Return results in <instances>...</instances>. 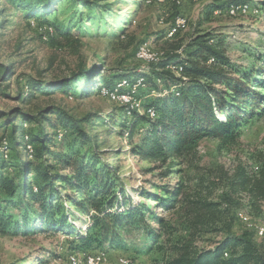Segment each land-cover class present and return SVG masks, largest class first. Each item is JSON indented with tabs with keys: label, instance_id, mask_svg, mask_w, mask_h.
Returning a JSON list of instances; mask_svg holds the SVG:
<instances>
[{
	"label": "trees",
	"instance_id": "16d2710c",
	"mask_svg": "<svg viewBox=\"0 0 264 264\" xmlns=\"http://www.w3.org/2000/svg\"><path fill=\"white\" fill-rule=\"evenodd\" d=\"M3 1L11 9L25 11L29 27L34 22L52 28L48 42L61 31L47 19L62 0ZM71 1L100 8V0ZM224 7L211 5L207 15ZM96 17L93 14L90 21ZM135 62L136 68L109 81L96 66L54 85L24 80V93L49 95L62 90L77 95L74 84L78 79L99 85L98 91L103 87L118 90L120 80L142 75L147 88L140 98L146 109H155L156 117L137 111L128 115L126 107L118 106L109 118L121 135L127 132L133 155L153 165L145 173L160 170L161 179L171 172L169 161L181 165L199 141L217 140L221 147L235 144L243 127L264 119V71L262 76L254 68L235 65L223 42L210 33L196 34L147 73L139 72L141 64ZM172 62L180 65L181 73L165 70ZM15 116L19 118L7 120L0 135V235L78 232L67 246L68 254L117 249L132 259L127 252L155 256L153 264H264V248L253 234L233 229L236 220L241 223L238 215H245L241 211L251 216L262 212L264 152L258 158L261 166L239 163L231 173L219 167L198 178L192 188L181 180L154 183L139 192L141 201L136 202L117 169L101 161L96 131L105 128L111 133L102 115L77 118L49 108L36 117L20 111L11 117ZM135 135L139 136L137 144L131 142ZM12 167L17 169L14 176L8 173ZM71 220L88 223V227L77 228Z\"/></svg>",
	"mask_w": 264,
	"mask_h": 264
},
{
	"label": "rangeland",
	"instance_id": "374dc122",
	"mask_svg": "<svg viewBox=\"0 0 264 264\" xmlns=\"http://www.w3.org/2000/svg\"><path fill=\"white\" fill-rule=\"evenodd\" d=\"M97 1L99 0H93V2ZM237 1H240V4H247L249 12L246 15L232 17L227 13V9L239 4ZM216 3L225 4V7L215 9L212 14L207 15L209 6ZM2 5L3 7H0V135L5 130L4 126L8 124L7 120L19 118L11 117L18 111L23 112L27 117H36L49 108L62 109L77 118L91 113L102 115L106 129L111 130V133H106L105 128L96 131L99 136L96 140L100 146L101 161L117 169L128 195L136 202L141 201L139 192L151 189L154 183L176 184L181 180L184 186L192 188L197 184L198 178L206 176L209 171L219 167H224L231 173L239 163L249 162L261 166L258 158L264 152V119L243 127L240 138L235 144L221 147L217 140L199 141L181 165L170 160L167 167L172 166L171 172L168 178L161 179L160 170L155 169L145 173L146 170L153 168V165L142 162L133 155L127 132L121 135V129L113 126L114 123L109 116L120 105L103 97L100 94L101 89L98 91L99 85L94 86L91 81L78 79L74 84L77 86V95L72 91L58 90L49 95L36 91L32 95L25 96L23 82L33 79L43 86L54 85L84 71L88 72L95 66L109 81L136 68L134 57L142 42L151 43L157 56L162 59L166 58L167 53L179 52L180 47L185 46L199 33H210L217 40H221L226 55L235 65L254 68L259 75H262L260 73L264 71L262 70L264 68V0H202L201 2L182 0L181 7L173 5L172 1L164 4V0H152L150 4H147L146 0H100V8L97 6L88 8L85 4L79 6L71 0H62L58 9L47 19L61 29L50 42L48 41L53 35L52 28L38 27L34 22H31L29 27V19L25 18L24 10L11 9L0 0V6ZM107 5L111 7L109 9L103 7ZM55 8L56 6L53 7ZM93 14L97 17L94 21H90ZM179 16H185L187 26L169 39L168 28ZM139 63L141 64L139 71L147 73L151 65ZM138 77L142 75L128 81L134 82L139 79ZM120 82L121 80L116 87ZM146 88L147 85L137 92L138 102L142 103V106L144 104L140 93ZM141 95L144 99L147 93ZM50 116L55 118L54 115ZM140 133L142 134L143 131ZM131 142L137 144L139 136L135 135ZM107 151H109L108 155L102 153ZM16 170L13 167L9 168L8 173L14 176ZM165 170L163 169L162 172ZM241 212L248 215L252 228L238 215L241 223L235 221L234 231L252 233L255 242L264 248V237L255 236L256 228L264 227V204L259 215L251 216L247 212ZM72 222L83 230L88 227V223L85 222ZM75 235H78V232L71 235L62 232H42L32 236L24 235L22 232L14 236L0 235V264H67V258L73 254H68L67 246L74 240ZM207 238L213 239L215 236L209 235ZM106 251L111 252L113 259L121 256L117 249ZM127 253L137 260H135L137 264H153L151 259L155 257L136 255L130 251ZM111 264L114 263L111 261Z\"/></svg>",
	"mask_w": 264,
	"mask_h": 264
},
{
	"label": "bare ground",
	"instance_id": "6f19581e",
	"mask_svg": "<svg viewBox=\"0 0 264 264\" xmlns=\"http://www.w3.org/2000/svg\"><path fill=\"white\" fill-rule=\"evenodd\" d=\"M163 1V0H161ZM195 2H201L202 0H194ZM152 0H146L147 4H150ZM249 12V6L247 4H236L232 5L227 9V13L232 17H237L241 15H246ZM177 26V32H176V25ZM187 26V21L184 18L182 22V17L179 16L175 19V21L169 26L167 37L169 39L175 37L180 31H183ZM164 59V58H162ZM136 60L138 62H142L144 65H153L157 64L161 58H159L156 54V52L153 49V46L148 41L142 42L137 50L136 53ZM166 71L175 72L176 74H179L182 72V68L180 65L178 66L175 63H169L167 64ZM140 72V71H139ZM139 79L135 80L134 82H129L128 79H122L120 84L118 85V91L111 90L109 88L103 87L100 90V94L103 97L108 98L112 102H115L119 104L120 106H124L127 108L128 115L131 114L133 111H137L139 114H145L149 116L150 118L156 117V112L154 108H145L142 106V103L140 104L138 102L137 98V92L141 87H146V78L138 77ZM121 90V91H119ZM258 170V168H255V171ZM240 218L243 222L248 224L249 227L252 228L251 224L249 223V218L243 214L240 215ZM256 234L259 238L264 237V227H258L256 228ZM98 254L102 255L100 260H94L88 262V259H86L85 255H93L87 252H81L76 254L69 255L67 259V264H137L135 260L132 258H128L125 256H119L116 258H112L113 255L109 251H99ZM112 255V257H111ZM227 256V254H225Z\"/></svg>",
	"mask_w": 264,
	"mask_h": 264
},
{
	"label": "built area",
	"instance_id": "2783aa9c",
	"mask_svg": "<svg viewBox=\"0 0 264 264\" xmlns=\"http://www.w3.org/2000/svg\"><path fill=\"white\" fill-rule=\"evenodd\" d=\"M173 2V5H176L177 7H181L182 5V0H164V4H167L168 2ZM220 11V10H218ZM167 13V12H164V14ZM167 15V14H166ZM184 17L185 16H182V22L184 20ZM177 26L178 24L176 25V32H177ZM156 65L153 63V66ZM86 256V259H88V262L90 263V261H94V260H100L101 256L100 254L98 253H94L93 255H85Z\"/></svg>",
	"mask_w": 264,
	"mask_h": 264
}]
</instances>
